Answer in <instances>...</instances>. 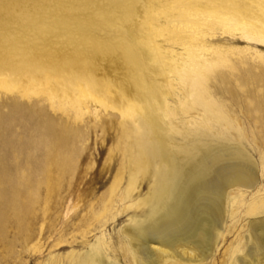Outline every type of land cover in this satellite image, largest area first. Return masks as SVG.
<instances>
[{
    "label": "rangeland",
    "instance_id": "rangeland-1",
    "mask_svg": "<svg viewBox=\"0 0 264 264\" xmlns=\"http://www.w3.org/2000/svg\"><path fill=\"white\" fill-rule=\"evenodd\" d=\"M137 1L140 5L133 9L148 15L147 23L136 21L144 30L152 28L145 30L149 37L142 31L146 35H140L132 49L151 45L156 49L161 44L169 57L166 63L178 66L180 73L170 66L161 68V54L158 60L151 56L142 62L134 60L129 46L101 54L95 68L91 67L93 72L85 71L86 79L95 76L96 91L123 105L119 90L133 98L138 76L155 73L150 77L157 79L158 101L164 86L184 92L168 98L165 110L170 114L161 110L168 121L173 154L237 150L248 168L257 171L255 190L241 194L230 189L235 202L232 211L225 212L223 231L216 243L208 245L210 257L196 263L240 264L239 259L248 253V239L253 240L251 223L264 219V41L248 40L233 26L250 13L255 2L264 0ZM218 12L226 17L212 18ZM194 46L201 47L198 55L210 60L199 67L197 82L192 81L196 73L191 70L197 63L185 62ZM143 63L151 69L142 70ZM60 71L45 72V77L33 72L38 82L45 83L35 91L24 93L23 82L0 89V264H56L59 256L61 264H70V249L92 250L102 261L106 254H101L96 236L101 232L104 239L115 241L116 252H111L110 259L117 263L113 264H143L139 244L122 232L145 223L160 203L162 188L180 183L182 169L167 171L160 138L134 102L122 98L127 103L121 111L100 105L90 93L80 96L74 90L70 96L72 88ZM192 87L208 89L203 94L213 97L216 103L211 109L218 115L205 112L196 96L185 95Z\"/></svg>",
    "mask_w": 264,
    "mask_h": 264
},
{
    "label": "bare ground",
    "instance_id": "bare-ground-1",
    "mask_svg": "<svg viewBox=\"0 0 264 264\" xmlns=\"http://www.w3.org/2000/svg\"><path fill=\"white\" fill-rule=\"evenodd\" d=\"M80 1L0 0V89H11L23 82L25 83L23 92L28 93L30 90H36V88L45 85L42 81L38 82L39 79L33 72H40L45 77V72H58V68H60V72H63L64 76L66 75L65 84L69 89L72 88L70 96L74 90H78L80 96H86L90 93L95 96L100 105L119 108L121 111H124L122 107L127 101L129 103L134 102V108L143 112L144 117L152 123L155 133L160 138L162 144L161 158L167 171L170 174L173 171L179 172L181 169L182 171L179 184L175 187L165 185L161 192L159 191L160 203L149 213L145 223L131 226L122 233L131 238L133 244L134 242L139 244L143 264H196L205 261L210 257L206 253L209 249L208 245L212 242L216 243L223 231L221 229L224 228L228 215L225 216V212L232 211L231 206L235 201L234 197L230 196V189L236 188L241 194L255 190L259 182L257 171L248 168V161L239 156L241 154L237 150L217 152V154L190 153L185 156L173 154L171 143L167 137L168 121L163 119L161 110L165 114H170L165 110L168 98L173 93L181 96L184 95V92L182 89L177 90L176 86L173 90L164 86L160 90L161 98L158 101L156 89L158 87L155 86L157 79L150 77L156 75L155 73L150 75L149 71L148 75L147 73L145 75L144 72L138 76L135 86L139 88L137 95L133 98H130L124 90H119L120 103L122 102L123 105L120 103L118 105L108 94L97 92L95 87L99 83L93 82L96 79L95 76L93 77L91 74L92 78L89 79H86V76L93 72L91 67L95 68L97 58L106 53L107 50L116 52L117 49L126 50V47L130 46L131 51L129 53L138 62H142L147 56L149 59L151 56L158 60L156 56L161 54L164 58L159 62L161 68L170 66L173 70L178 72L179 70L178 66L173 67L172 64L166 63L165 59L169 57L164 55L166 50L163 51L160 47L161 44H158L156 49L155 45L149 46V49L145 48L146 50L144 47L142 48L144 50L141 47L132 49L135 43L140 40L139 36L146 35L145 30L148 31L152 28L147 29V25H144V28L146 27L144 30L141 23L136 21H146L145 17L148 15L144 11L133 9L140 5L139 1ZM81 5L87 7H81ZM235 6L236 4H234ZM254 7H250V13L247 16L235 21L236 24L233 27L239 29L243 37L258 43L264 41V2H255ZM74 8L78 9L77 13L71 12ZM217 17L224 19L226 15L219 13L212 18ZM92 27L98 28L101 32H96ZM142 31H145L146 34ZM148 34L149 37L150 34ZM83 35L85 38H82ZM64 37L67 39L63 40ZM73 43L76 45L72 46ZM200 48L192 47L188 54L189 59L185 61L197 63L191 67L194 74L196 73V76L194 75L195 77L192 78V81L195 82L198 80L196 77L201 75L198 72L199 67L210 61L204 55H198L196 51ZM172 51L174 52V49ZM201 58L204 61H201ZM146 67L147 65L144 67L143 63L141 69L145 68L144 70H146ZM66 69L69 72H66ZM87 70L88 74L85 73ZM28 72H31L30 76L26 79L22 78ZM82 80H85L87 84ZM105 83L109 84L107 80ZM195 89L186 90L185 95L188 97L196 96L200 105L204 106L205 112L218 115V112L211 109V105L216 103L213 97L211 95L206 97L203 94V90L207 91L208 89L206 90L204 87L199 90ZM122 98L127 99V101H122ZM125 109L129 110L131 106ZM184 166H187L185 170L183 169ZM251 226L253 240L248 239V253L239 259L240 264H264V219L254 220ZM87 235L85 234V236ZM96 236L101 254L103 255L104 252L106 259L101 261V257L98 254L94 255L92 250L82 253L75 250L71 252L70 249V254H68L70 264L117 263L116 259H110L111 252L113 250L116 252L115 241L104 239V232ZM239 249L238 251H240ZM57 258L56 264H61L60 256Z\"/></svg>",
    "mask_w": 264,
    "mask_h": 264
}]
</instances>
